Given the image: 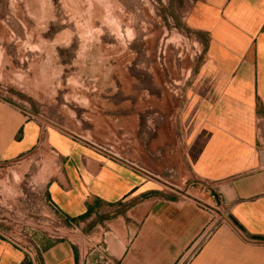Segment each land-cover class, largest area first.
<instances>
[{
	"label": "crops",
	"instance_id": "0c3cea01",
	"mask_svg": "<svg viewBox=\"0 0 264 264\" xmlns=\"http://www.w3.org/2000/svg\"><path fill=\"white\" fill-rule=\"evenodd\" d=\"M185 21L203 51L178 126L162 117L143 131L132 160L0 100V172L50 158L37 171L48 206L72 230L93 217L97 228L75 243L0 224V264H31L15 243L27 234L38 264L92 263L99 250L113 264H264V0H192ZM169 181L204 182L218 197L177 196Z\"/></svg>",
	"mask_w": 264,
	"mask_h": 264
},
{
	"label": "rangeland",
	"instance_id": "374dc122",
	"mask_svg": "<svg viewBox=\"0 0 264 264\" xmlns=\"http://www.w3.org/2000/svg\"><path fill=\"white\" fill-rule=\"evenodd\" d=\"M191 1L0 0V100L132 160L143 131L154 133L162 117L177 125L188 68L203 51L186 26ZM19 161V171L0 172V224L75 243L97 230L95 217L68 228L46 203V173L37 171L50 158ZM189 184L164 183L203 201L199 184Z\"/></svg>",
	"mask_w": 264,
	"mask_h": 264
},
{
	"label": "built area",
	"instance_id": "2783aa9c",
	"mask_svg": "<svg viewBox=\"0 0 264 264\" xmlns=\"http://www.w3.org/2000/svg\"><path fill=\"white\" fill-rule=\"evenodd\" d=\"M199 184L198 186L200 187L202 192H205L208 194L210 199L214 200L217 199L218 193L215 191V189L211 188L209 184L207 183H196ZM189 186L192 187V182H190ZM200 202H203L201 200H198ZM71 228H76L75 226ZM32 236H29L27 234V239L23 240H16L15 243L22 249L25 259L31 262V264H38L37 262V257L39 254V246L34 240V238H31ZM85 264H113V262L107 257L105 254L104 250H99L96 258L92 263H85Z\"/></svg>",
	"mask_w": 264,
	"mask_h": 264
},
{
	"label": "trees",
	"instance_id": "16d2710c",
	"mask_svg": "<svg viewBox=\"0 0 264 264\" xmlns=\"http://www.w3.org/2000/svg\"><path fill=\"white\" fill-rule=\"evenodd\" d=\"M80 217H82V216H79V218H80ZM67 219H68V218H67ZM69 220H70V221H75L76 218H75V217H74V218H69Z\"/></svg>",
	"mask_w": 264,
	"mask_h": 264
}]
</instances>
